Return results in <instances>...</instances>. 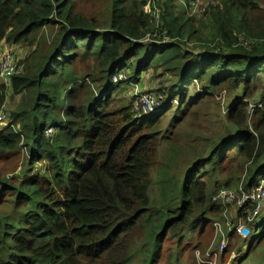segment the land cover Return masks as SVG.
<instances>
[{"label":"trees","instance_id":"1","mask_svg":"<svg viewBox=\"0 0 264 264\" xmlns=\"http://www.w3.org/2000/svg\"><path fill=\"white\" fill-rule=\"evenodd\" d=\"M103 3L106 19L77 13L75 0H0V42L39 40L24 71L0 83V112L10 93L19 96L0 127V158L23 154L13 169L0 166V264L177 263L187 237L225 212L214 196L240 184L249 192L264 178L262 2H211L200 22L176 0H156L158 26L153 0ZM160 65L174 80L160 90L163 111L145 120L134 101L117 102L123 82L113 77L130 71L137 82ZM220 91L235 93L218 112L222 129L177 141ZM177 159L188 160L181 173ZM246 223L250 235L234 231L221 257L235 250L236 264H255L264 208ZM241 238L251 241L246 250Z\"/></svg>","mask_w":264,"mask_h":264},{"label":"rangeland","instance_id":"2","mask_svg":"<svg viewBox=\"0 0 264 264\" xmlns=\"http://www.w3.org/2000/svg\"><path fill=\"white\" fill-rule=\"evenodd\" d=\"M104 0H75L74 10L77 13L84 14L89 17H95L97 19H101V17L106 19V13H104ZM165 1V0H163ZM189 0H176V7L182 8L183 6H187L189 9ZM221 1V0H219ZM262 2V8H264V0H260ZM217 2V1H216ZM100 15V16H97ZM200 15V14H198ZM197 16V15H196ZM199 21L204 20V15L198 18ZM209 29L205 26L200 28V34L203 38H207L209 36ZM152 38V37H149ZM153 41V40H152ZM39 45V40L35 41L33 44H21L16 46V50L18 52L19 61L21 62L29 54L32 52L33 49H36ZM191 47L195 48L196 45L190 43ZM15 49V48H14ZM123 73V72H121ZM124 74L129 78L131 73L130 71L124 72ZM174 77L172 74L165 70L163 66H158L157 68H151L148 72H144L141 75L140 80L137 82L131 81L130 82H123L122 89L120 91H116V100L119 102L120 100H124L125 102L134 101L133 97H137L138 95L149 96V95H158L161 97L160 102L164 100V96L160 90L172 84ZM138 85V87H137ZM192 92V88L190 89V93ZM135 94V95H134ZM217 94L219 96L216 99V102L213 103L211 109L208 111L207 118L202 117V109H200L199 119L195 120L194 122H189V124L181 131L180 135L176 137L177 141L184 138L186 133H194V134H206L209 135L214 132H218L223 127V122L218 118L219 113L225 112L227 108L232 104V101L235 98V93L229 94L226 91H220ZM263 95V91H259L256 97L252 98L250 102L255 103L258 102L260 97ZM19 101V96H13L11 93L8 95V99L4 106V113L9 115V112L13 110L16 104ZM177 102L175 103V105ZM174 105V106H175ZM163 110L162 108L157 109L153 113L149 114H140L137 115L140 118H145V115H149L145 120L154 119L159 113ZM167 147V143L163 145V148ZM23 154L21 155H13L8 160H4V157L0 158V166L4 170H11L15 167V163L17 159H21ZM160 157L167 162V156H163L160 154ZM187 159H177L172 164L174 168L179 169V173L183 172L186 169ZM16 172H19V168L16 169ZM172 172L175 173L176 170L172 169ZM154 175H158V170L154 172ZM240 205L231 204L228 205L223 212L222 217L218 220L222 223V231L225 232V236L223 237L221 230L214 226V223L210 224L207 227V233H196L187 237L185 244V250L183 251V256L180 262H174L173 264H236L235 263V256L237 252L229 251L227 252L225 258L222 255V243L223 239L227 242V248L225 250H231L232 242H236V235L233 233L236 230L238 231L239 224L245 225L243 221L239 223L241 218L238 216V210ZM230 222V226H227L226 223ZM239 232V231H238ZM237 232L238 235H242V237L247 236L246 233L240 234ZM200 234V236H199ZM190 235V234H189ZM239 236V237H240ZM242 239V238H241ZM244 239H242L243 241ZM251 243L250 240H244L242 244L245 245L244 250L247 249L248 245ZM260 250L263 249L262 255H259V251L254 255L253 261L255 264H264V245L258 247ZM194 250V251H193ZM224 250V251H225ZM162 264V263H161ZM241 264H249L245 263L244 261Z\"/></svg>","mask_w":264,"mask_h":264},{"label":"built area","instance_id":"3","mask_svg":"<svg viewBox=\"0 0 264 264\" xmlns=\"http://www.w3.org/2000/svg\"><path fill=\"white\" fill-rule=\"evenodd\" d=\"M217 1V2H216ZM212 3L218 4L219 0H212ZM190 6L188 9V13L190 15L201 16L205 12L206 7L200 3V0H193L189 2ZM161 9L159 8L156 0H153V10H152V20L151 22L156 26L159 25L160 21ZM200 14V15H198ZM150 34L147 36L146 40L149 39ZM24 71V67L20 64L18 57L15 52L11 50L3 51L0 56V80L5 85H10L11 79L14 75L22 73ZM114 82H129V78L124 73H118L113 77ZM138 87V85H137ZM135 95V94H134ZM161 97L158 95H149L143 96L138 95L134 97V105L133 108L136 111L135 113L140 114H151L157 109L161 108ZM256 105L251 104V110ZM260 106V104H259ZM149 115H145L148 117ZM138 116V115H137ZM139 117V116H138ZM9 121V115L5 114L4 111L0 112V127L5 126ZM51 132V130H49ZM215 200H221L225 204H237L240 205L239 209H243L241 215L238 216L241 218L239 223L243 221L245 225L239 224L238 231L241 234L246 233L247 236L250 235V228L247 225L246 221L248 220L250 223L261 214L264 208V178H261L257 184L251 187L249 192L244 190L242 184L238 188L231 189H222L216 196H214ZM227 205V206H228ZM247 207V208H245ZM239 212V211H238ZM230 222H227L226 225L230 226ZM214 226L221 230L223 237L225 236V232L222 231V223L219 221L214 222ZM236 232V227L234 228ZM238 232V233H239ZM239 233V234H240ZM242 236V235H241ZM244 236V237H247ZM227 248V242L223 239L222 243V252Z\"/></svg>","mask_w":264,"mask_h":264},{"label":"crops","instance_id":"4","mask_svg":"<svg viewBox=\"0 0 264 264\" xmlns=\"http://www.w3.org/2000/svg\"><path fill=\"white\" fill-rule=\"evenodd\" d=\"M211 2H212V0H200V3H202L205 7H207ZM6 50H11V51L15 52L17 57H18V52L16 50V46H12V45L8 44L7 42H0V56H1L2 52L6 51ZM18 59H19V57H18Z\"/></svg>","mask_w":264,"mask_h":264},{"label":"bare ground","instance_id":"5","mask_svg":"<svg viewBox=\"0 0 264 264\" xmlns=\"http://www.w3.org/2000/svg\"><path fill=\"white\" fill-rule=\"evenodd\" d=\"M0 83H1V84H4L3 82H1V80H0ZM113 84H119V83L113 81Z\"/></svg>","mask_w":264,"mask_h":264},{"label":"clouds","instance_id":"6","mask_svg":"<svg viewBox=\"0 0 264 264\" xmlns=\"http://www.w3.org/2000/svg\"><path fill=\"white\" fill-rule=\"evenodd\" d=\"M239 211V210H238ZM239 213V212H238Z\"/></svg>","mask_w":264,"mask_h":264}]
</instances>
